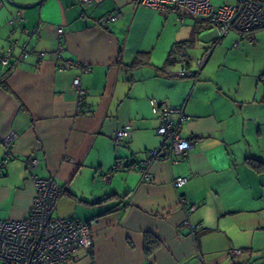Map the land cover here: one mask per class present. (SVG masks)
Listing matches in <instances>:
<instances>
[{"label":"crops","instance_id":"1","mask_svg":"<svg viewBox=\"0 0 264 264\" xmlns=\"http://www.w3.org/2000/svg\"><path fill=\"white\" fill-rule=\"evenodd\" d=\"M1 1L0 57L14 39L44 56L23 58L16 50L8 74L0 63V157L2 138L17 133L13 157L0 175V219L26 215L37 175L65 189L56 217L90 227L91 247L56 264H261L264 28L248 34L252 42L234 47L231 31L213 45L217 30L205 31L212 25L203 19L180 24L174 14L135 0H99L88 7L79 0ZM17 10L23 32L8 23ZM110 12L119 13L116 20L99 23ZM59 26L61 59L87 65L86 73L58 69ZM209 49L197 77L175 75L182 67L195 69ZM74 77L87 91L80 107ZM150 98L182 106L188 116L183 135L201 137L177 162L163 157L144 165L161 142ZM126 126L129 138L114 142L115 132ZM30 158L38 165L31 167ZM116 161L122 167L104 183L100 175ZM143 167L150 180L142 177ZM178 176L188 179L175 188ZM178 195L196 207L188 215L191 225H202L194 236L183 222ZM147 234L156 240L149 254ZM232 247L242 254L229 256Z\"/></svg>","mask_w":264,"mask_h":264},{"label":"built area","instance_id":"2","mask_svg":"<svg viewBox=\"0 0 264 264\" xmlns=\"http://www.w3.org/2000/svg\"><path fill=\"white\" fill-rule=\"evenodd\" d=\"M98 1L79 0L83 7H88ZM134 4L172 13L180 24H184L186 19L190 17L203 19L208 25L216 28L219 39L234 31L236 33V39L233 41L234 47H237L244 39L252 42L248 38V34L256 29L264 28V0H235L233 3L222 5H214L210 0H135ZM2 5L3 2L0 0V7ZM118 14L110 12L104 15L99 23L113 22L119 16ZM23 20L22 11L17 10L8 23L17 25L23 32L25 29L20 27ZM56 33L58 43L54 53L60 59L57 65L58 69L75 67L81 73H86L88 71L87 65L61 59L64 50L61 36L64 33V28L57 27ZM16 50H19V56L23 58L34 55L37 60H41L44 56L43 52L20 46L18 41L14 39L9 42L0 57L2 66L9 65ZM210 51V49L207 50L202 57L195 61V69L182 67L175 75L197 77ZM166 68L169 70L168 66ZM72 86L78 95L77 105L80 107L87 91L81 87L79 77L73 78ZM149 105L152 114L159 119L156 133L161 137V142L159 146L148 151L149 160L144 165L163 157L172 163L177 162L179 157L184 156L190 148L201 141V137L192 133L183 135L181 125L186 122L188 116L184 113L182 106L169 107L156 98H150ZM129 136L130 126H126L115 132L114 142H123ZM16 138L17 133L10 132L1 140L4 154L0 157V175L4 173V169L13 157V146ZM126 164L131 165L132 161L127 160ZM29 165L31 167L37 166L38 160L30 158ZM121 167L120 161H116L111 171L100 175V179L104 183H109L112 171ZM141 171L144 179L150 180L152 178L151 173L145 167ZM187 179L186 176L175 177L172 180L173 186L180 188ZM32 182L36 189V196L26 215L20 220L0 219V264L64 263L77 249L91 247L89 223L76 219H63L54 215L57 202L64 194V187L57 184L52 178H42L37 175H32ZM177 201L184 213L183 222L189 229V235L194 236L202 228L201 224L191 225L188 222V215L196 207L190 204L185 195H178ZM227 254L231 257H237L242 254V249L232 247L228 249ZM261 264H264V258L261 259Z\"/></svg>","mask_w":264,"mask_h":264},{"label":"trees","instance_id":"3","mask_svg":"<svg viewBox=\"0 0 264 264\" xmlns=\"http://www.w3.org/2000/svg\"><path fill=\"white\" fill-rule=\"evenodd\" d=\"M218 40H219V38H217L214 42H213V45H215V43H217L218 42ZM212 45V46H213ZM9 64H11V63H9ZM10 65H7V74L11 71V67H9ZM2 84V86H4L5 87V85H4V83L2 82L1 83ZM151 242H156V240H154L153 238H152V236H150L149 234H147L146 235V237H145V253L146 254H149V252L151 251V249H152V246H151ZM158 245V243L157 244H155V246H157ZM154 247V246H153Z\"/></svg>","mask_w":264,"mask_h":264},{"label":"rangeland","instance_id":"4","mask_svg":"<svg viewBox=\"0 0 264 264\" xmlns=\"http://www.w3.org/2000/svg\"><path fill=\"white\" fill-rule=\"evenodd\" d=\"M211 1V3L212 4H214V5H222V4H224V3H233L235 0H210ZM215 30V28H213V26H212V28L211 29H206L205 31H207V32H210V31H214ZM199 32V31H198ZM206 32V33H207Z\"/></svg>","mask_w":264,"mask_h":264}]
</instances>
